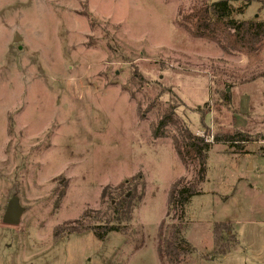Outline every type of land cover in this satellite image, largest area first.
<instances>
[{"label": "rangeland", "instance_id": "rangeland-1", "mask_svg": "<svg viewBox=\"0 0 264 264\" xmlns=\"http://www.w3.org/2000/svg\"><path fill=\"white\" fill-rule=\"evenodd\" d=\"M219 1L0 0V264H169L157 251L175 223L169 193L196 178L174 129L153 136L171 109L195 135L219 123L251 133L243 150L210 151L182 264H264V51L227 56L182 25ZM231 4L264 20V0ZM14 197L23 214L5 224ZM116 216L122 230L100 240L91 229ZM220 222L230 230L217 238Z\"/></svg>", "mask_w": 264, "mask_h": 264}, {"label": "trees", "instance_id": "trees-1", "mask_svg": "<svg viewBox=\"0 0 264 264\" xmlns=\"http://www.w3.org/2000/svg\"><path fill=\"white\" fill-rule=\"evenodd\" d=\"M247 5L235 9L231 0L202 4L183 18L182 25L191 37L214 43L227 56L253 57L264 51V20L235 18V13L242 15ZM221 101L224 108H232L230 94L225 93ZM174 114L173 109L166 110L153 127V136L157 139L170 137V130L174 129L172 142L177 155L187 169H196V178L194 182L185 184L183 180H178L172 186L167 217L173 219L175 223L172 224L167 237H164L162 230L165 222L162 223L157 251L159 257L162 260L166 259L169 264H182L184 256L193 250L185 238L186 210L195 196L203 194L199 187L206 181L210 151L215 144L243 150L244 146L240 145L250 142L251 133L249 129H235L233 126L219 123L214 128L213 136L195 135L187 126L180 124ZM204 117L202 116V121ZM118 206L117 209L113 207L116 215H120V209L130 207L129 199L121 198ZM111 223L96 226L91 230L100 240H104L110 233L122 230L118 217L115 225ZM214 227L217 238H220L223 232L230 230V225L226 222L216 223ZM218 231L220 234H217Z\"/></svg>", "mask_w": 264, "mask_h": 264}, {"label": "water", "instance_id": "water-1", "mask_svg": "<svg viewBox=\"0 0 264 264\" xmlns=\"http://www.w3.org/2000/svg\"><path fill=\"white\" fill-rule=\"evenodd\" d=\"M20 40V36L17 35L15 42ZM23 214V208L20 205L19 199L17 197L12 198L9 203L8 209L4 216L5 224L18 225Z\"/></svg>", "mask_w": 264, "mask_h": 264}, {"label": "crops", "instance_id": "crops-1", "mask_svg": "<svg viewBox=\"0 0 264 264\" xmlns=\"http://www.w3.org/2000/svg\"><path fill=\"white\" fill-rule=\"evenodd\" d=\"M246 124H247V123H245V124L243 123V124H242L241 122H239L238 125H239L240 127H245ZM249 154H254V152H251V153H249ZM262 156H264V155H262ZM249 165H250V168L253 166V168L256 169V170H254L255 172H251V173H256V172L260 171V169L256 166V164H255L253 161H250V162H249ZM250 168H249V169H250ZM247 171L249 172V170H247ZM240 181H242V184H243V183L245 182V179H244L243 177H241V178L238 179V182H240ZM249 188H250V189H252V188L254 189V187H252L251 183L249 184ZM228 198H229L228 196H225V197H224V200H226V199H228ZM226 223H227V222H226Z\"/></svg>", "mask_w": 264, "mask_h": 264}]
</instances>
